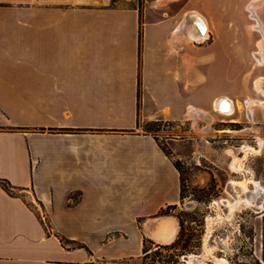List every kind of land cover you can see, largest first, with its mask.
<instances>
[{
    "label": "crops",
    "instance_id": "0c3cea01",
    "mask_svg": "<svg viewBox=\"0 0 264 264\" xmlns=\"http://www.w3.org/2000/svg\"><path fill=\"white\" fill-rule=\"evenodd\" d=\"M248 5L264 32V0H0V179L17 187L0 185V264H141L143 236L177 237L157 212L181 174L139 122L204 110V39L260 34L233 16Z\"/></svg>",
    "mask_w": 264,
    "mask_h": 264
},
{
    "label": "rangeland",
    "instance_id": "374dc122",
    "mask_svg": "<svg viewBox=\"0 0 264 264\" xmlns=\"http://www.w3.org/2000/svg\"><path fill=\"white\" fill-rule=\"evenodd\" d=\"M243 15L250 19L248 24L254 21L248 10L233 13L241 23ZM259 38L255 30L237 36L208 34L203 42L210 50L207 57L215 52L219 60L206 63L204 110L190 116L189 121L139 122V129L153 134L159 145L172 155L181 173L182 197L170 215L184 222L185 232L192 234V240L186 251L179 244L175 252L183 251V254L178 255L174 264H217L215 257L225 258L230 264H264V190L263 208L254 205L249 208L240 202L229 212L225 201H234L228 189L229 180H243L247 175L264 188V62L259 64L254 55ZM256 80L263 92L256 88ZM219 94L235 102L230 115L213 107L212 101ZM252 98L260 101L247 106L246 100ZM257 137L263 141L261 148ZM243 144L260 150L242 159ZM233 156L245 173L230 167ZM247 185L253 188L252 183ZM236 188L245 197V192ZM256 200H260L259 195ZM148 246L152 250L157 248L154 244ZM144 262H149V258Z\"/></svg>",
    "mask_w": 264,
    "mask_h": 264
},
{
    "label": "bare ground",
    "instance_id": "6f19581e",
    "mask_svg": "<svg viewBox=\"0 0 264 264\" xmlns=\"http://www.w3.org/2000/svg\"><path fill=\"white\" fill-rule=\"evenodd\" d=\"M247 9L250 11L251 17H253L256 20L252 24V27L258 29L260 32V38L258 40H256L257 41L256 44H257L258 48L254 51V55H255L258 63L262 64L264 62V49L262 47V43L264 41V32L262 31V29H260V21H259V19H257L256 15L254 14L251 6L248 5ZM191 38H196V39L201 40V39L206 38V34H205V32H202L201 36H199V35L198 36H191ZM255 86L257 89H260L263 92V89L257 80L255 82ZM259 101H260L259 99H255V98L247 99L246 105L249 106L251 103L253 104V103H256ZM212 105L216 110H219L220 113L225 114V115H230L233 112V107L235 106V102L230 97L223 95V94H219L213 99ZM188 112H189L190 116H195V114L197 113V109L190 106ZM257 143H258V147L261 148V146L263 145V141L261 140V138L257 137ZM241 150L243 152V156H241V158L244 159L248 153H258L260 149L255 148L249 144H243L241 146ZM228 153H230V151ZM236 159H237L236 156L232 157V160L230 162V167L233 170H241L242 172L245 173V170L242 168L241 163H238V161H236ZM229 181H228L229 182L228 189L230 190L229 192L231 193V195L233 196V199H234L233 202L229 201L227 199L225 200L227 202V205L229 206V210H228L229 212H231L232 209H234V207H236L238 205V203H240V202H243L245 205H248L249 208L251 205H254L258 208H263V204H262V197L263 196L262 195H263L264 188L259 184V182L257 180L253 179V177H251V176L246 175L243 180L241 179V180H229ZM248 183L253 184L252 189L248 188V185H247ZM237 186L239 187L240 191L245 192V194H246L245 197H241L240 193L237 192V190H236ZM258 195L260 196V200H256V196H258ZM214 202L217 203L216 200ZM192 257L193 256H191L189 258V260H190V261L188 260L189 263H192ZM215 262L217 264H229V262L225 258H222V257H220V258L215 257Z\"/></svg>",
    "mask_w": 264,
    "mask_h": 264
},
{
    "label": "trees",
    "instance_id": "16d2710c",
    "mask_svg": "<svg viewBox=\"0 0 264 264\" xmlns=\"http://www.w3.org/2000/svg\"><path fill=\"white\" fill-rule=\"evenodd\" d=\"M151 122L155 123L158 121H151ZM146 131H148V129ZM163 151L166 154H168L164 149H163ZM173 163H174L175 167L179 170L177 163H175L174 161H173ZM179 172H180V170H179ZM0 185L9 194H11V195L16 194L15 190L17 189V187L11 185V183L9 181H7L6 179H0ZM181 185H182V180H181ZM180 195L182 197V193H180ZM29 206H31L32 208H35L32 203H29ZM175 206H176V204L167 205L165 207H162L157 212V215H170L171 214L170 210L172 208H174ZM176 217L178 218V222H179V232L177 234V237L172 242L166 243V244H158V243H154V241L151 240L150 238L143 236L142 253L140 255V259L142 260V264H174L175 261H177L178 255L183 254V251H186L188 249V247L191 246L192 234L185 232V230L187 228L184 226V222L178 216H176ZM138 223L140 226L141 218L138 219ZM60 240L63 241V238H60ZM153 244L157 247L154 250H152L148 246V245H153ZM179 244H180V246H179ZM78 246H83V245H80L78 243ZM178 246L181 250H183L180 253L175 252V250L178 248ZM163 251L165 252L164 254L162 253ZM148 258H149V262H144V260L148 259Z\"/></svg>",
    "mask_w": 264,
    "mask_h": 264
},
{
    "label": "built area",
    "instance_id": "2783aa9c",
    "mask_svg": "<svg viewBox=\"0 0 264 264\" xmlns=\"http://www.w3.org/2000/svg\"><path fill=\"white\" fill-rule=\"evenodd\" d=\"M39 214H40V217H41L42 221L44 222L45 221V217H44L43 211L40 210ZM44 225L47 226V224L45 222H44Z\"/></svg>",
    "mask_w": 264,
    "mask_h": 264
},
{
    "label": "water",
    "instance_id": "95a60500",
    "mask_svg": "<svg viewBox=\"0 0 264 264\" xmlns=\"http://www.w3.org/2000/svg\"><path fill=\"white\" fill-rule=\"evenodd\" d=\"M185 257H187V256H185Z\"/></svg>",
    "mask_w": 264,
    "mask_h": 264
},
{
    "label": "flooded vegetation",
    "instance_id": "af4514ba",
    "mask_svg": "<svg viewBox=\"0 0 264 264\" xmlns=\"http://www.w3.org/2000/svg\"><path fill=\"white\" fill-rule=\"evenodd\" d=\"M230 264V263H229Z\"/></svg>",
    "mask_w": 264,
    "mask_h": 264
}]
</instances>
